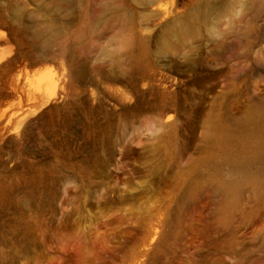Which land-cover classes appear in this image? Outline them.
<instances>
[{
    "label": "rangeland",
    "instance_id": "374dc122",
    "mask_svg": "<svg viewBox=\"0 0 264 264\" xmlns=\"http://www.w3.org/2000/svg\"><path fill=\"white\" fill-rule=\"evenodd\" d=\"M201 1L0 0V264H264V0L158 52Z\"/></svg>",
    "mask_w": 264,
    "mask_h": 264
},
{
    "label": "bare ground",
    "instance_id": "6f19581e",
    "mask_svg": "<svg viewBox=\"0 0 264 264\" xmlns=\"http://www.w3.org/2000/svg\"><path fill=\"white\" fill-rule=\"evenodd\" d=\"M67 1L68 0H55V5L61 6V4L67 3ZM147 1L149 0H142V3L145 4ZM242 7H245L244 4ZM107 8H109V5L104 4L101 6L99 11L105 12ZM196 9L198 10L191 12L184 18H176L175 20H173L172 22H170L165 26V33H163L162 36L160 37V43L157 48L158 52L164 53L172 50L175 44L182 43L187 37L191 35L192 32L197 30L198 22L199 23H201V21L207 22L211 14H215V17H218L223 12V8L218 6V4L215 3V0H202L201 4ZM167 13H168L167 4L166 3L162 4L161 2L160 4H158L153 8L150 14L162 18L165 15H167ZM112 21L113 20L111 19V17L106 18L103 20V25L111 24ZM211 24H214V22H212ZM3 25L4 24L0 22V73L5 72L7 74L10 72L12 62L14 60V55H13L14 37L11 28L8 27L6 30H1V26ZM50 32L52 36H56L58 30L55 28H51ZM81 36L82 34H78L77 39L78 40L81 39ZM51 87L52 86H47L46 89L50 90ZM9 95H10L9 92H6L4 94L5 97H8ZM5 116H6L5 126L8 127L11 125L12 118L11 116L8 115L7 112H5ZM240 180L241 177L235 178L232 181L231 184L232 187L237 185Z\"/></svg>",
    "mask_w": 264,
    "mask_h": 264
}]
</instances>
